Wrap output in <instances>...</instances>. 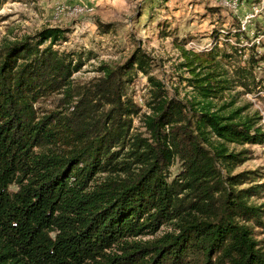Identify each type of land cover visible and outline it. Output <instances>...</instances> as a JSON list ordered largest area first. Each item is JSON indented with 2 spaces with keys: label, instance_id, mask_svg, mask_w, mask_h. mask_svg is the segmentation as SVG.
Returning <instances> with one entry per match:
<instances>
[{
  "label": "trees",
  "instance_id": "obj_1",
  "mask_svg": "<svg viewBox=\"0 0 264 264\" xmlns=\"http://www.w3.org/2000/svg\"><path fill=\"white\" fill-rule=\"evenodd\" d=\"M64 38L46 26L0 47V264H264L262 174L235 171L264 130L224 99L247 90L255 57L230 77L217 71V45L183 51L194 95L182 100L139 47L74 80L84 61L55 48ZM137 72L149 86L143 112L126 95ZM56 94L53 109L39 107ZM162 225L170 231L142 238Z\"/></svg>",
  "mask_w": 264,
  "mask_h": 264
},
{
  "label": "rangeland",
  "instance_id": "obj_2",
  "mask_svg": "<svg viewBox=\"0 0 264 264\" xmlns=\"http://www.w3.org/2000/svg\"><path fill=\"white\" fill-rule=\"evenodd\" d=\"M97 21L109 24V31L104 32ZM46 26L65 30V38L55 45L56 49L82 55L84 65L74 73V80L89 83L99 75L100 64H121L139 47L150 57V74L162 81L169 96L182 100L194 95L186 80L190 73L181 66L183 51L206 53L217 45V59L221 61L217 71L230 77L253 55L257 61L247 67L253 76L247 90L235 85L225 92L224 99L230 101L234 96L231 109L245 107L241 116L259 117L258 125L264 130V0H4L0 8V47ZM230 44L241 53L234 52ZM253 44L255 48L251 49ZM224 52L230 56L223 57ZM148 87L147 77L141 72L127 86L126 95L141 112L146 110ZM60 97L53 95L38 105L53 109ZM132 131H144L138 118L133 120ZM211 141L215 145L216 140ZM234 147L240 148L229 145L230 149ZM244 147L252 150L251 159L235 171L259 169L264 181V143ZM179 170L180 162L175 161L169 168V178ZM256 201H264V192ZM170 229L162 225L155 235L142 238L151 239Z\"/></svg>",
  "mask_w": 264,
  "mask_h": 264
},
{
  "label": "built area",
  "instance_id": "obj_3",
  "mask_svg": "<svg viewBox=\"0 0 264 264\" xmlns=\"http://www.w3.org/2000/svg\"><path fill=\"white\" fill-rule=\"evenodd\" d=\"M229 2V0H224V3H228Z\"/></svg>",
  "mask_w": 264,
  "mask_h": 264
}]
</instances>
